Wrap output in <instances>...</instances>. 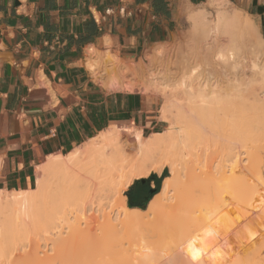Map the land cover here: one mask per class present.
<instances>
[{"label":"bare ground","instance_id":"1","mask_svg":"<svg viewBox=\"0 0 264 264\" xmlns=\"http://www.w3.org/2000/svg\"><path fill=\"white\" fill-rule=\"evenodd\" d=\"M226 3L228 0H208L207 5L221 7ZM235 9L236 11L233 12L219 9L214 19L206 17L208 12H205L203 6L199 7L195 13L193 11V13L188 12L193 20V28L199 30L198 32L202 34L204 41L210 45L211 49L217 48L216 52L214 51L216 57L221 58L225 63H229L231 69L237 68L239 46L241 41L247 40L245 34L250 32L253 24V19L251 20L248 14ZM237 28L240 30L239 33L234 30ZM259 39L260 43H257L261 49L259 52L264 53V38ZM108 45L109 40L105 38L104 46ZM161 47L154 49L155 54L163 52ZM85 59L89 70L94 76L103 80L105 86L117 89L124 87L130 90L143 87L144 83L137 81L141 78L136 79L138 76H143L145 69L142 65L127 69L122 65L118 55L108 49L101 52L94 46L87 47ZM101 65L108 66L107 69L110 70L106 80L97 70L98 66ZM261 71L264 76V64ZM127 73H131V76L135 78L126 80ZM230 74L233 73L230 72ZM237 76L234 74V79ZM215 79L218 80L216 77ZM143 81L145 82V80ZM203 82L202 84L200 82L199 84L197 82L188 83L187 87H189L190 95L201 97L200 106L197 105L199 103L196 104L198 107H202L200 112L206 113L204 104H207L206 107L211 106L214 109H208L210 111L207 115L205 114L206 118L209 113L212 115V117L208 116L209 120H204L203 113L202 118L204 119H200V114L195 115V112H200L197 108L195 112L194 110L191 111L194 109V107L191 109L192 105L190 104L192 103L189 104V107L187 106L188 113L186 115L187 107L184 108V104L175 99H168L164 108L172 109L174 116L169 129H166L167 134L166 132L164 135L161 132H152L143 136L139 127L126 128L113 124L66 153L49 155L47 160L36 168L35 187L24 190L0 189V262L2 258L21 262H40L49 256L47 249L53 248L54 250L57 246L58 248H66L70 254H75L76 264H130L132 260L122 254L123 252L112 251L109 245L103 246L95 242L96 226L115 231L117 226L125 227L140 224L149 215L154 217L155 220L151 219L154 225L159 227L153 226L158 228L157 233L159 234L155 237V242L163 243L166 240V244L169 242L168 247L170 249H176V251L174 250L175 253L182 250L180 256L183 252L192 257L195 253L196 255L202 253L200 249L203 250V248L200 246L203 243L210 241L213 245L212 241L215 239L218 241L217 238H221L232 230L230 227L231 225L234 226V222L228 223L233 220L227 216L233 213L239 217V211L245 210L240 209V205L245 206L254 203L256 200L255 206L262 207H257L258 210L261 209L260 212L258 211V215L261 214L262 209H264V182L261 185V180H256L260 187L256 181L249 182L248 175H246L248 165L246 167L244 163L246 160H253L252 155L246 151L248 156L243 157L245 154L242 155L241 141L237 139L238 135L232 133L233 129H236V125L223 121L225 119L222 120V116L226 115L225 111L227 110L223 107H228L231 102H224L223 100L226 103L224 104L217 99L215 94L219 93L218 96H221L223 93L220 81H215L216 83L213 81L212 83L204 82V84ZM239 85V83H234L231 86L228 85L227 88L229 91L234 90L241 95L244 90H240ZM161 93L165 94L162 91ZM203 97H206V100ZM163 98L165 100L167 97L163 96ZM201 102L202 104L205 103L202 105ZM220 103L222 107L219 106ZM189 108L191 114L194 115L188 116ZM222 109L225 111L220 117L219 114H221ZM213 111L216 114H213ZM213 116L216 119H213ZM263 118L261 119L263 120ZM229 119H231L230 116ZM229 124L232 126V131ZM234 125L235 127H233ZM238 132L236 133L238 134ZM213 145L218 148L221 146L222 150L215 149L216 156L209 158L205 151ZM156 153L161 154L160 161L156 164H148ZM250 153L252 152L250 151ZM166 165L169 167V174L163 178L159 192L149 200L146 208L128 207L124 192L131 183L135 179L147 177L152 172L161 173ZM51 177L58 179L60 184H65V190H68V198H66L67 200L69 197L73 198L74 204L73 202L71 205L66 204V199L64 202L61 201L63 204L57 202L58 195L55 198L56 192L53 190L55 187L51 188L49 185ZM59 200H61L60 197ZM42 207L45 211H41L40 208ZM254 210L256 211V209ZM244 213L247 214L245 211L241 212V214L246 215ZM226 219L230 220L227 221ZM250 219L252 220V218ZM249 225L250 223L247 226ZM63 230L66 235L67 233L70 234L69 232H73V235L70 234L69 239H64ZM47 242L51 244L49 248H46ZM192 243L196 245L195 247L199 246L197 247L199 249L196 248V250L191 245ZM187 244H190L189 247L183 248ZM204 246L206 248L209 245L207 243V246L205 244ZM223 246L226 247L227 245ZM189 248L193 249V252L195 251L192 253L193 255L191 252L185 253ZM210 249L207 250L210 252ZM221 250L223 249L221 248ZM226 250L228 252L227 247ZM171 252L172 249L169 253ZM209 252L204 251V254L207 255ZM169 253L168 255H171ZM211 253L214 251L212 250L206 256L208 259L206 257L202 259L204 262L206 260V264H208L209 258H211L209 264H212L213 261L218 262L221 255L223 256V252L221 255L220 252L218 253V258L217 254ZM97 257H100L99 262H102L95 263ZM183 262L185 264L188 261Z\"/></svg>","mask_w":264,"mask_h":264},{"label":"crops","instance_id":"2","mask_svg":"<svg viewBox=\"0 0 264 264\" xmlns=\"http://www.w3.org/2000/svg\"><path fill=\"white\" fill-rule=\"evenodd\" d=\"M207 2L0 0V189L34 187L36 168L49 155L66 153L113 124L139 127L142 134L157 125L156 98L104 90L85 68V49L108 38L113 49L135 56ZM228 2L248 14L264 38V0ZM134 181L126 193L146 206L152 197L144 200L143 186ZM154 187V180L145 184L144 194Z\"/></svg>","mask_w":264,"mask_h":264},{"label":"rangeland","instance_id":"3","mask_svg":"<svg viewBox=\"0 0 264 264\" xmlns=\"http://www.w3.org/2000/svg\"><path fill=\"white\" fill-rule=\"evenodd\" d=\"M224 5L221 7L209 6L208 8H205V12L206 13L208 12L206 14V17L208 19H214L216 12L219 9L227 10L229 12L236 11L235 7L232 4H230L229 2L224 4ZM231 7L234 9H232ZM198 9L199 8L195 7L193 9H191L189 11V13H193V12L195 13ZM252 23L253 24H252V28H251L250 32L248 34H245V37L247 38V40L244 41L245 40L244 39L243 40L244 42L241 41V44L239 46L238 58H237L238 59V65H237L236 69H231V65H229V63H225L221 58L216 57L217 55L215 52H216L217 48L211 49L210 45L204 41L202 34L200 32H198L199 30L193 28V20L191 19L189 14H187L186 16H184L180 19V23L178 24L177 28L175 30H172V33L165 40H162V41H159L156 43H149L148 45H146V47L144 49L139 51V53L135 56H127V55L121 54L120 52H118L112 48L110 41H109L108 46H104L103 44L94 46L98 50H100L101 52L103 50L108 49L110 52L118 55L119 60L121 61L122 65L127 69L142 65V67L145 69L144 73L142 74L143 76L142 77L141 76L136 77V79L141 78L140 80H137L138 82L142 81L144 83L142 88L139 89L137 87L138 89L135 88L133 90H130V89H127L124 87L117 89L115 87L105 86V85H103V82H102L103 80H100L99 77L94 76L92 71L89 70V67H87V64H86V59H85V68H86L87 72L89 73L90 77L93 79V81L108 92H114V91H123V92H128V93L134 92V93H140V94H144V95L153 96L156 98V100H157L156 103L158 105H157V110L155 111V113H153V115H156V119L158 120L157 125L153 126L151 129H147V130L144 129L143 136H147V135L151 134L152 132H161L162 135H164L166 132V134H167L166 129H169L170 123L172 122L173 116H174V112L172 109L164 108L165 104L168 102V99H175V100L181 102L182 104H184V106H185L184 108H186L187 106L189 107V104L192 103V104H190V105H192L191 109L193 107H194V109L191 110L189 108V111L194 110V112H195V110L197 108L200 112L202 107L200 108L197 105L200 106L201 97H199L198 95H196V97H195V95H190L189 87H187L188 83L190 84V83L197 82V84H199V82H200V84H202L203 81L207 82V83L208 82L212 83V81H213V83L215 81L216 82L220 81V84L223 87L222 88L223 90H221V91H223V93L221 92L223 95V96L222 95L221 96L223 98L221 96H218L219 93L218 94L216 93L215 95H217L216 97H218L217 99H219L220 102H223V100H224V102L230 101L231 103L229 102L230 106L228 105V107H223L224 109H227V110L225 111L224 109H222V111H220L221 114H219V115L221 117V115L225 111L226 115L224 114L222 116V120L225 119L223 121H226V122L231 123V124L233 123L236 125L237 131L235 128L233 130L236 132L239 131L238 134L236 132L232 131V126L229 124L231 127L232 133H235L236 136L238 135V137H240V138L237 137V139L239 141H241V145H242V149H243L242 155L245 154L243 157H245L247 155L246 151H247V153L252 155L253 160H249V161L246 160L244 163V164H246V167L248 165V168H246V169H248L246 175H248L247 178H248L249 182L261 180L260 184L262 185V182H264V118H263L264 117V109H263L264 108V76H263L261 69H262V66L264 64V53L262 51L259 52L261 49H260V46L257 45V43H260L259 38H261V36H260L259 31H258L257 27L255 26L253 20H252ZM234 30L238 33L240 32V30H238V28L234 29ZM156 47L163 48V52L155 54L154 49ZM86 49H85V53H84L85 58H86ZM245 50L247 52H244ZM240 51H243V52H240ZM243 53H244V55H243ZM107 68H108V66H102V65L98 66V68H97V70L99 71L101 76L105 77V80H106L108 74H110V70H108ZM214 71H216V72L214 73ZM229 71L233 74H230ZM241 72H243V73H241ZM213 73H214V75H213ZM234 74L236 76L238 75L237 77H235V79H234ZM131 75H132L131 73H127L125 79L126 80H133L135 77H132ZM215 77L219 81L216 80ZM143 78H145V79H143ZM143 80H145V82ZM223 81H225V82H223ZM148 82H149V84H148ZM204 82H203V84H204ZM234 83H239L240 84L239 89L244 90L245 92L242 91L241 93H243V94L239 95L234 90L229 91L227 86L228 85L231 86V84H234ZM149 85H151V86H149ZM205 87L207 88V86H205ZM149 88H150V91H149ZM161 91L164 92L165 94H162ZM170 91H172V92H170ZM188 93L192 98L194 96V98H193L194 102L191 101L192 98L190 99ZM163 96L167 97V98H165V100H164ZM203 98H204V100H206L205 99L206 97H203ZM188 99H190V100H188ZM225 100H227V101H225ZM187 103H188V105H186ZM194 103H195V105H194ZM197 103H199V104H197ZM201 104H202V102H201ZM224 104H226V103H224ZM206 105L207 104H204L205 108L207 109L206 110L204 108L206 113H204V111H201L200 113H198V111L195 112V115L200 114V116H199L200 119H204V118H202L203 117L202 113L205 116V114L207 115L208 111L214 110L211 108V106L210 107L207 106V107H209V108H207ZM219 106L222 107L221 103L219 104ZM188 107L186 108L187 111H185L186 115L188 113ZM258 107H259V109H257ZM208 109H210V110H208ZM191 111L189 112L188 116L194 115V114H191ZM213 114H216V113L214 112ZM208 116L212 117V115H210V113L208 114ZM208 116H207V118L205 116L204 120H206V119L209 120ZM229 116L231 119H229ZM259 116L261 118H263V120ZM214 118L215 117L213 116V119ZM242 119H243V121H242ZM257 123L259 124V126ZM235 125L233 127H235ZM240 129H241V131H240ZM242 134H243V136H241ZM236 136H234V137H236ZM213 146H216V145H213ZM213 146H211L208 150L205 151L206 155L209 158L216 156L215 149H217L218 151L222 150L221 146H219V148L217 146L216 147H213ZM250 151L252 153H250ZM254 154H256V156H254ZM160 157H161V154H158V153L154 154L153 157L148 162V164L158 163L160 161ZM165 167L167 168V174H169L168 165H166ZM257 181H256V183H257L258 187H260L259 182H257ZM49 185H51L50 186L51 188L55 187V188H53V190H54V192H56L55 198L58 195V198H56V200L58 199L57 202L62 203L61 201L64 202V200L66 199L65 200L66 204H70V205L72 204V202L74 201V200H72L73 198L69 197V199L67 200L68 190L67 189L65 190V186H64L65 184H62V183L60 184L58 179L51 177ZM56 185H57V187H56ZM35 186H36V184L34 185V187ZM63 186H64V188H63ZM59 192H60L61 196H63L62 197L63 199L61 198ZM65 193H67V194H65ZM124 193H126V190ZM59 197L61 200H59ZM70 198H71V200H70ZM251 202H253V201H251ZM255 202H256V200H254V203ZM254 203L246 204L245 206L240 205L241 208L240 207L239 208L245 209V210L241 211L239 209L240 210L239 211L240 215H238L239 217H237V215L235 216L233 213L228 214L227 218L229 217L230 219L233 220V221H231L229 219L230 222H228V223L232 224V222H234L233 223L234 226L231 225V227L233 226V228L230 227V229H232V230L229 231L226 235L222 236L221 238H217L218 241L216 239H215V241H212L213 245L210 241L207 242L209 246H207L206 242L203 243L202 246H204V244H205L208 248L207 247L205 248V246L204 247L200 246V248H203V250L200 249V252H202V253H200L199 255L198 254L196 255L195 251L193 252L192 251L193 249L191 250L190 248L187 251H185V253L186 252L187 253L191 252V254L195 253L194 255L192 254L193 255L192 257L190 255L184 254L183 252L180 256V253L182 250H180V252L178 250V252L175 253V251H176L175 248L174 249L171 248L172 252L169 253L171 251V249L168 247L169 242H168V244H166L167 241L164 240V238H163V240H164L163 243L159 242V241H157V242L154 241V239H156L155 237L159 236V234L157 233V229L159 227L157 225H154L153 220L151 219V218L154 219V217H152V215H149L148 217L144 218V221L140 224L127 225L125 227H120V226L118 227L117 226V230H115V231L114 230L112 231L111 229L106 230L107 228L104 229L102 226L101 227L96 226L95 242L97 244L103 245V246L109 245L112 251L123 252L122 254H124L126 257H128L132 260V262H130V264H184V262L182 263V261H186V260L188 262L187 263L185 262V264H201L204 262V260L202 261V259H204V257L208 256V254H210V252H212V250L214 251V253H211V254H217V258L219 255L218 253L220 252V255H221L223 252V256L221 255V258L219 257V261L217 262L215 260L216 262L213 261L212 264H214V263L215 264L216 263L217 264H250V263L251 264H264V212H262L264 209H262L261 214L258 215V213L261 210V209L258 210V208H262V207L257 206L258 207L257 208ZM73 204H74V202H73ZM126 204L128 206L127 201H126ZM253 204H254L255 208L253 207ZM253 208L256 209V211ZM40 209H41V211H43V210L45 211V209L43 207ZM246 209H247V211H246ZM244 211L247 212V214L244 213L246 215L241 214V212H244ZM251 213H253L254 215ZM95 215H96V213H95ZM251 215L254 217H252ZM156 217H158V216H156ZM238 218H240V219H238ZM248 218H249V221H248ZM250 218H252V220ZM157 220H159V219H157ZM226 220L229 221L228 219H226ZM150 221H152V222L150 223ZM249 223H250V225L247 226ZM153 226H157L158 228L156 229ZM65 230H67V229H65ZM69 233L71 235H73L72 234L73 232H69ZM245 233H246V235H245ZM247 233H249V234L247 235ZM63 234H64L63 235L64 239H69L71 237V235L68 233L66 235L65 231ZM237 235H238V237H236ZM160 237H162V236H160ZM226 239L229 241H227ZM49 242L52 243L51 241H49ZM49 242H47L48 245L46 248H49V246L51 245ZM210 243H211V245H210ZM41 244L43 246V242ZM165 244H166L167 248H166ZM189 245L190 244H187V245L183 246V248L187 247V246L189 247ZM191 245L194 246L195 249L197 247H199V246L195 247L196 245H194L193 243ZM223 245H225V246L227 245L226 247L228 249V252L226 250V247H224ZM229 245H230V247H228ZM216 246L218 249L219 248L220 249L218 250L217 248H215ZM55 247H56L55 248L56 250L55 249L53 250V248H51L49 250L47 249V253L49 256L47 257V259L42 260L40 262H35V263H31L29 261L28 262H26V261L21 262V261H17L14 259L11 260L9 258H2L0 264H76L75 263L76 255L75 254L74 255L70 254L69 251L66 250V248L63 249V247L62 248H60V247L58 248L57 246H55ZM213 247L215 249L211 250L210 248H213ZM191 248H193V247H191ZM221 248L224 251L221 250ZM197 249H199V248H197ZM207 249H210V252ZM215 250H217V251H215ZM204 251L209 252V253H207V255H206V254H204ZM173 252L176 255L175 254L173 255L172 254ZM168 253L171 254L172 256L168 255ZM177 254H178V257H177ZM188 256H189V258H187ZM182 257L183 258L185 257L184 260ZM200 257H202V258H200ZM212 258H214V257H212ZM210 259L211 258H209V260H208V264H209V262H211ZM220 259H221V263H220ZM99 260H101L100 257H97V259L95 260L96 262L95 261L94 262L95 263L102 262V261L99 262ZM205 262H206V260H205Z\"/></svg>","mask_w":264,"mask_h":264},{"label":"trees","instance_id":"4","mask_svg":"<svg viewBox=\"0 0 264 264\" xmlns=\"http://www.w3.org/2000/svg\"><path fill=\"white\" fill-rule=\"evenodd\" d=\"M167 175H168L167 174V168L164 167V169L162 170V174H161L160 177H158L154 172H152V173L149 174V176L147 178H143V179L142 178H139V179H136L134 181V184L139 183V184H141L143 186V188H142L141 192H139V194L140 195L143 194L144 200H149L151 197H153L156 193L159 192V190L161 188L160 187L161 180L163 178H165ZM151 180H154L155 181V187L153 188L152 193H150V194H144L145 193L144 192L145 191V189H144L145 184L149 183ZM126 194L128 196V207L132 208V206L136 205V206L140 207V209H145L146 208L147 205L146 206H145V204H140L139 205L137 202L131 200V197L128 195V193H126Z\"/></svg>","mask_w":264,"mask_h":264},{"label":"water","instance_id":"5","mask_svg":"<svg viewBox=\"0 0 264 264\" xmlns=\"http://www.w3.org/2000/svg\"><path fill=\"white\" fill-rule=\"evenodd\" d=\"M143 179V178H142ZM149 193H152V191L151 190H149Z\"/></svg>","mask_w":264,"mask_h":264}]
</instances>
